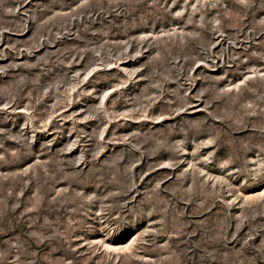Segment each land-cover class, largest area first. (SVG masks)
<instances>
[{"label":"rangeland","instance_id":"rangeland-1","mask_svg":"<svg viewBox=\"0 0 264 264\" xmlns=\"http://www.w3.org/2000/svg\"><path fill=\"white\" fill-rule=\"evenodd\" d=\"M0 264H264V0H0Z\"/></svg>","mask_w":264,"mask_h":264}]
</instances>
